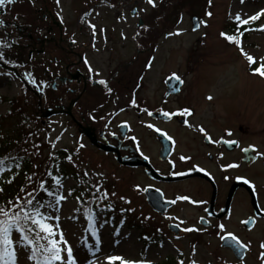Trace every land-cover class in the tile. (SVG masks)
<instances>
[{
    "label": "flooded vegetation",
    "instance_id": "1",
    "mask_svg": "<svg viewBox=\"0 0 264 264\" xmlns=\"http://www.w3.org/2000/svg\"><path fill=\"white\" fill-rule=\"evenodd\" d=\"M124 2L118 1L120 9L129 7ZM22 3L15 0L0 7V50L13 51L5 56L7 62L0 60V66H15L16 58L25 57L28 73L36 81L27 85L37 99L36 113L51 109L68 116L80 134L88 129L93 152L118 168L138 173L142 182L134 190L167 221V227L179 225L170 219L177 210L186 209L193 213L190 225L198 229L190 233L193 241L218 242L237 259L228 233L250 245L264 222V152L256 142V125L242 123L236 101L230 97L221 101L222 93L205 92L199 82L189 86V72L168 65L172 60L166 66L157 63L156 34L147 33L152 29L144 27L136 6L128 13L129 20L135 21L133 27L130 22L117 27L125 12L115 13L116 23L113 17L98 19L94 8L108 7L109 2L101 0L94 7L90 3L79 13L80 26L72 33L46 0L42 8L32 9L26 21L18 17ZM90 25H95V36ZM65 95L70 96L66 103ZM85 97L89 99L84 101ZM185 108L191 116L168 119L162 115ZM201 127L207 137L199 131ZM181 156L190 159L181 160ZM231 164L238 167H228ZM245 220L250 222L244 224ZM220 224L225 225L223 231ZM245 249L243 259L251 250L250 246Z\"/></svg>",
    "mask_w": 264,
    "mask_h": 264
},
{
    "label": "rangeland",
    "instance_id": "2",
    "mask_svg": "<svg viewBox=\"0 0 264 264\" xmlns=\"http://www.w3.org/2000/svg\"><path fill=\"white\" fill-rule=\"evenodd\" d=\"M22 1L18 17L21 15L24 21L33 14L32 9L42 8L43 0H35V4L31 0ZM46 1L65 27L76 33L80 26L79 13L90 3L94 7L101 0H59V3L57 0ZM107 1L108 7L102 5L94 8L98 19L104 15L115 18L113 21L116 23L115 13L122 11L125 14L119 15L121 19L117 27L128 22L129 27H133L135 21L129 20L128 13L136 6L140 16L144 18V27L152 29L147 33L151 37L156 34L157 63L161 62L160 65L166 66V61L172 60L168 65L189 72V86L199 82L205 92L222 93L221 101L227 97L236 101V106L241 109L242 123L256 125V142L260 151L264 152V78L253 75L251 71L264 60V30H261L264 16L250 22L248 26L244 25L246 28L242 31L243 36H240L244 50L257 60L255 65H249L239 48L220 36L221 32L238 34L230 27L242 26L235 20V16L239 13L242 19H247L261 12L264 10V0H211V3L209 0H154L155 6L148 4L147 0H124L129 7H121L123 10L118 4V1L123 0ZM208 12L212 15L208 16ZM193 16L200 18L199 28L196 30H192ZM177 32L180 34L177 35ZM163 33L172 35L164 36ZM0 53L4 54L3 61H6L5 56L13 51L0 50ZM21 57L16 58L18 64L15 66H0V134L15 133L18 128L29 131L30 147L37 145L35 151L38 152L36 156H31L33 150L29 152V156L33 158L30 166L32 180L48 169L57 151L65 152L66 161L73 166L77 179L64 178L60 194L67 195L68 190L73 189L72 194L61 202L58 211H47L50 215L59 217V220L49 222L60 225L78 261L98 260L99 264H108L106 256L121 255L128 260L146 259L151 264H162L168 259H175L177 264L179 260H183L184 264H191L193 259L196 264H239L218 242H206L203 239L193 241L190 234L192 231H183L184 228H192L190 219L193 213L186 209L177 210L172 217L170 214V220L174 218L183 227L178 234L170 231L166 226L167 221L145 205L134 190V185L142 182L138 173L118 168L110 160L93 152V145L77 131L68 116L55 115L48 119L49 122L43 123L41 115L36 113L37 99L27 88L29 80L25 78V74L28 73V66L25 57L20 59ZM184 65L188 67L185 68ZM155 70H159V67ZM156 71L153 75H157ZM65 96L64 103L70 97ZM88 99L85 97L84 101ZM217 105L218 102L212 107ZM81 144L84 146L80 147ZM68 156L72 157V162L68 161ZM54 163L60 165L61 161L55 160ZM8 165H11L10 162L5 163L6 167ZM11 171H5L0 178L9 175ZM85 172L88 173L87 176L84 175ZM38 186L37 184L36 187ZM94 186H99L101 193L107 192L108 198L97 200L99 193H96ZM50 190L54 189L51 187ZM81 190H84L81 197L84 203L88 205L93 202L92 212L96 217L95 226L101 241L99 252H95V240L88 231V220L83 210L85 208L80 204V197L79 200L75 197ZM90 193L93 194L89 197ZM50 199L48 197L46 200ZM262 243L264 222L260 223L253 234L249 245L251 250L241 264H264V260L260 259L261 252H264L260 247ZM90 247L95 255L89 251ZM27 255L23 251L19 253V264H34L27 259ZM116 263L119 261L113 262Z\"/></svg>",
    "mask_w": 264,
    "mask_h": 264
},
{
    "label": "snow or ice",
    "instance_id": "3",
    "mask_svg": "<svg viewBox=\"0 0 264 264\" xmlns=\"http://www.w3.org/2000/svg\"><path fill=\"white\" fill-rule=\"evenodd\" d=\"M6 3L12 4L15 3V0H0V7H3ZM57 3H59V0H57ZM147 3L155 6L154 0H147ZM209 3H211V0H209ZM207 15L211 16L212 13L208 12ZM261 16H264V10H261V12L252 15L247 19H242L241 15L238 13L235 16V20L238 21L240 25H248L250 22H255L256 20L260 19ZM90 27L92 29L93 36H95V25H90ZM245 30L247 31L250 29ZM261 30H264V26H262ZM237 32L238 34L233 35H228L224 32H221L220 36L224 37L229 43L235 44L239 48L241 54L246 58L249 65H255L257 60L252 55L247 53L242 47L240 36H243V32H240L239 29ZM176 34L179 35L180 33L177 32ZM169 35H172V33ZM73 43H75V41H73ZM0 60H4L3 53H0ZM85 62L87 63V61ZM148 66L151 67V64L149 63ZM251 71L253 75H259L260 77L264 78V60L261 61L259 67L251 69ZM173 75L177 80L180 79L178 75ZM25 78L34 85L36 84V81L31 73H26ZM99 83L106 85V81L104 80H100ZM41 84H44L45 87L47 86L45 82H41ZM107 90L108 92L112 91L111 88H108ZM208 99L211 100L212 97L209 96ZM132 103L135 104V100H133ZM144 111L147 112L148 110L145 109ZM178 114L182 116H191L192 112L187 108L180 110L178 113H169L167 111L162 112V115L168 119H171L173 116ZM148 115L151 116L153 114L148 112ZM185 123L187 124L188 122L185 121ZM147 126L149 128L154 127L152 124H148ZM189 127H191V125H189ZM156 131L159 132L160 129L157 128ZM199 131L204 133L207 137L208 134L205 132L203 127L199 128ZM169 139L171 138L169 137ZM228 143L234 144L236 141H228ZM83 146V144L80 145V147ZM53 147H55L54 144ZM244 151L247 152L248 149H244ZM258 155L261 154L258 153ZM8 159L15 160L16 158H0V175H2L5 171H11L12 165H8L7 167L5 166V161ZM67 159L69 162H72L71 156H68ZM145 159H147V157H145ZM180 159L185 160L190 158L181 156ZM14 166L16 169H19L21 164L15 163ZM228 167H238V165L231 164L228 165ZM56 168L57 174L54 175L51 170L47 171L46 173V175L51 178L52 188L54 190H50L48 187H46L47 181H41L39 183V190L46 193L47 197L51 198L50 200H41L38 198V193L35 189L32 192H26V189L22 187L20 191L21 193L26 192V196H21L18 194L15 199H10L4 205H0V264H19V253L21 251L28 253L27 259L34 262V264H99L98 260L95 262L92 260H86L84 262L78 261V258L74 255L73 247L65 238L64 231L60 229V225L58 223L53 224L49 222L52 220H59V217L50 215L47 210L58 211L61 202L66 201L67 195H71L73 191V189H69L67 195L60 194L61 189H63L64 177L58 174V165ZM84 175L87 176L88 173L85 172ZM14 178L15 174L13 175L12 179ZM12 179H9L7 183H11ZM26 179L31 181L32 176H26ZM244 183L249 182L245 180ZM94 187L96 188V193H99V195L96 196L97 200H106L108 198L107 192L101 193L99 186ZM0 192H3L2 187H0ZM81 195H83V193ZM113 195H115V193H113ZM77 199L79 200V197H77ZM179 199L188 198L180 197ZM172 203H175V201ZM108 208H111V205H108ZM76 211H79V209H76ZM85 216L88 220V231H90L91 236L95 240V252H99L101 241L95 226L96 217L93 214L91 208H88L85 211ZM201 219L203 220V218ZM249 222L250 221L248 220L243 221L244 224H248ZM181 223L184 222L181 221ZM176 227H179V225H176ZM218 227L222 231L225 229V225L223 224L218 225ZM197 230L198 229L195 228L183 229L185 232ZM57 236L59 237L58 239L56 238ZM228 238L232 240L238 247H249V245L243 244L232 233H228ZM260 247L264 249V243H262ZM194 249L195 246H193V251ZM89 251L92 253V255H95V252H92L91 247L89 248ZM105 259L108 261V264H113L115 261H119V264H151V262L147 261L146 259L128 260L123 258L121 255H108L105 257ZM241 259H243V257H241ZM260 259L264 260V252H261ZM178 264H184L183 260H179ZM191 264H196V261L193 259Z\"/></svg>",
    "mask_w": 264,
    "mask_h": 264
},
{
    "label": "trees",
    "instance_id": "4",
    "mask_svg": "<svg viewBox=\"0 0 264 264\" xmlns=\"http://www.w3.org/2000/svg\"><path fill=\"white\" fill-rule=\"evenodd\" d=\"M248 26V25H247ZM231 30H233L235 33H238L237 30L239 29L240 32L246 28V26H230ZM29 131L23 130L22 128H18L15 133H6V134H0V158L5 157H13L16 158L15 160L8 159L5 161V163L10 162L12 165V170L9 175L2 176L0 178V187L3 188V192H0V205H4L8 200L15 199V197L19 194L21 196H26V192H32L34 189L38 193V198L41 200H46L48 197L46 193L39 190V186L36 187V185L41 181H47L46 187L51 189V178L46 175L47 171L51 170L53 174H57V168L56 164L54 163L55 160L61 161V164L58 165V174L65 177H74L77 179L76 172L73 169V166L67 163L65 158V152L64 151H57L54 154L53 160L51 161L50 165L48 166V169L43 170L41 173V176L38 175L35 177L34 180L28 181L26 179V176H32V172L30 169V166L32 164L33 158L29 156V152L32 151V155H37V145H31L29 142ZM36 146V147H35ZM39 150V149H38ZM15 163H20L21 167L19 169L15 168ZM15 174V178L12 179L13 175ZM84 178V177H82ZM9 179H12L11 183H7ZM25 188L26 192L21 194L20 189ZM80 188V186H79ZM86 190V189H85ZM84 190H81V193L79 195H76L75 197H80V204L85 210L88 208L93 209V202H90L88 205H86L81 197ZM88 191V189L86 190ZM93 193H90L89 197ZM119 264V263H116ZM162 264H177L175 259H168L166 262Z\"/></svg>",
    "mask_w": 264,
    "mask_h": 264
},
{
    "label": "water",
    "instance_id": "5",
    "mask_svg": "<svg viewBox=\"0 0 264 264\" xmlns=\"http://www.w3.org/2000/svg\"><path fill=\"white\" fill-rule=\"evenodd\" d=\"M199 22H200V19L193 16L192 17V30H196L199 28ZM53 113H55V111H52V110H46V112L42 115L43 117H50ZM84 134L89 137L91 143L93 144V137H91V133L88 132V129H86L84 131ZM152 203V202H151ZM175 227L176 226H173L171 225L170 228L174 230V232H177V230H175ZM231 247L233 248V250L236 252L237 254V257L238 258H241V254L244 253L245 251V248H241V247H238L235 245V243H230ZM242 252V253H241Z\"/></svg>",
    "mask_w": 264,
    "mask_h": 264
},
{
    "label": "bare ground",
    "instance_id": "6",
    "mask_svg": "<svg viewBox=\"0 0 264 264\" xmlns=\"http://www.w3.org/2000/svg\"><path fill=\"white\" fill-rule=\"evenodd\" d=\"M94 252V251H93ZM86 256H82V258H85Z\"/></svg>",
    "mask_w": 264,
    "mask_h": 264
}]
</instances>
